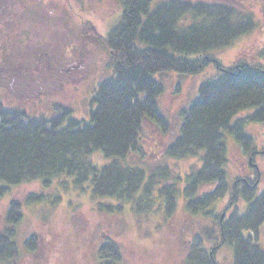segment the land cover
I'll return each instance as SVG.
<instances>
[{
    "label": "trees",
    "instance_id": "obj_1",
    "mask_svg": "<svg viewBox=\"0 0 264 264\" xmlns=\"http://www.w3.org/2000/svg\"><path fill=\"white\" fill-rule=\"evenodd\" d=\"M119 1L120 18L105 35L92 21L82 22L84 35L107 50L111 67V76L97 85L89 121L73 118L67 107H58L52 116H28L0 103V184L37 180L49 187L59 179L58 184L66 187L60 177L67 175L80 189L88 183L93 197L133 201L135 208L142 200L141 192L154 178L159 182L172 178L173 183L158 188L165 213L173 214L183 194L189 210L213 215L218 225L217 235L207 233L209 245L200 234H194L185 264H220L217 255L224 245L233 249V264H264V247L259 242L264 227L260 170L245 183L237 178L236 186L233 183L230 187L225 169L226 134L233 136L245 153L256 150L246 129L250 124L264 123V62L239 58L224 67L213 54L251 33L256 22L252 15L220 2ZM212 62L222 74L201 83L199 95L182 109L179 133L165 151L176 159L198 155L201 167L185 176L181 188V178L172 175L167 166L149 176L143 168L130 165L126 159L141 148L144 120L163 130L168 127L157 102L164 88L154 74H197ZM243 111L246 113L240 116ZM96 150L110 162L102 166L93 163L90 156ZM212 183L215 189L199 193L203 185ZM59 200L58 195L55 202ZM222 200L223 210L214 212L215 204ZM222 213H226L223 219ZM20 217L21 203L11 201L7 225L0 230V264H18L14 228ZM37 242V234H31L25 245L33 251ZM97 258L98 264H119L122 251L113 239L105 237Z\"/></svg>",
    "mask_w": 264,
    "mask_h": 264
},
{
    "label": "rangeland",
    "instance_id": "obj_2",
    "mask_svg": "<svg viewBox=\"0 0 264 264\" xmlns=\"http://www.w3.org/2000/svg\"><path fill=\"white\" fill-rule=\"evenodd\" d=\"M188 1L225 3L241 14L252 15L256 28L213 54L224 67L239 58L264 62V0ZM121 11L119 0H0L3 107L21 109L28 116H52L58 107H67L73 118L89 121L97 85L111 76V67L107 50L84 35L82 22L92 21L105 35L119 20ZM222 72L212 62L197 74L155 73L154 78L164 88L157 99L158 108L168 127L163 130L144 120L139 136L141 148L126 161L143 168L149 176L167 166L172 175L181 178L178 186L182 188L185 176L200 168L202 160L198 155L186 159L169 157L166 147L178 135L183 120L181 111L199 95L201 83L216 79ZM246 132L252 138V146L264 150V123L250 124ZM226 140L225 169L231 187L237 178H253V173L247 166L248 154L230 134H226ZM90 160L102 166L111 159L96 150ZM254 161L260 170V191L264 188V155H256ZM58 180L49 187L37 180L0 184V230L7 225L10 202L21 203V217L14 228L18 264H98L97 249L105 237L119 245V264H185L194 234H200L207 245V233L218 234L213 215L189 210L183 194L179 195L173 214L165 213L158 188L173 183L172 178L160 182L154 178L152 185L141 192L142 200L136 202L139 205L135 208L133 201L120 203L114 198L93 197L88 183L80 189L67 175L60 177V181H66V187ZM215 187V183L203 185L199 193ZM58 195L60 200L55 202ZM224 204L223 200L218 201L214 212L223 210ZM260 231L263 234L259 235V242L264 247V227ZM31 234L38 236L33 251L25 245ZM217 261L233 264L232 247L222 246Z\"/></svg>",
    "mask_w": 264,
    "mask_h": 264
},
{
    "label": "flooded vegetation",
    "instance_id": "obj_3",
    "mask_svg": "<svg viewBox=\"0 0 264 264\" xmlns=\"http://www.w3.org/2000/svg\"><path fill=\"white\" fill-rule=\"evenodd\" d=\"M254 154V157L256 156V155H264V150H255V151H253V152H251V153H248V159H247V166H248V168H250L251 169V171H252V173H253V178H254V176H255V171H258L257 169H259L258 168V166H257V163L254 161V157H253V154ZM247 178H251V177H242V178H240V182H241V184L242 183H245L246 181H247ZM238 183V181H237V179L234 181V185L236 186V184Z\"/></svg>",
    "mask_w": 264,
    "mask_h": 264
},
{
    "label": "water",
    "instance_id": "obj_4",
    "mask_svg": "<svg viewBox=\"0 0 264 264\" xmlns=\"http://www.w3.org/2000/svg\"><path fill=\"white\" fill-rule=\"evenodd\" d=\"M223 217H224V213H222V215H221V219H223Z\"/></svg>",
    "mask_w": 264,
    "mask_h": 264
}]
</instances>
